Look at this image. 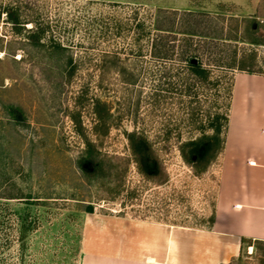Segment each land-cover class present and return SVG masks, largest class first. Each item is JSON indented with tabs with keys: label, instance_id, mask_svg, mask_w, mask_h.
Instances as JSON below:
<instances>
[{
	"label": "rangeland",
	"instance_id": "374dc122",
	"mask_svg": "<svg viewBox=\"0 0 264 264\" xmlns=\"http://www.w3.org/2000/svg\"><path fill=\"white\" fill-rule=\"evenodd\" d=\"M185 12L210 34L194 39L207 77L180 57L183 35L158 30ZM161 33L176 45L166 57L154 55ZM262 40L264 0H0V264H80L107 218L209 229L223 118L248 73L237 65L264 76ZM131 133L152 143L163 177L139 172ZM215 136V157L185 159L184 144ZM87 142L97 177L79 165ZM229 264H264V245L245 242Z\"/></svg>",
	"mask_w": 264,
	"mask_h": 264
},
{
	"label": "crops",
	"instance_id": "0c3cea01",
	"mask_svg": "<svg viewBox=\"0 0 264 264\" xmlns=\"http://www.w3.org/2000/svg\"><path fill=\"white\" fill-rule=\"evenodd\" d=\"M214 217L209 229L107 218L80 264H229L243 239L264 241L262 75L234 78Z\"/></svg>",
	"mask_w": 264,
	"mask_h": 264
},
{
	"label": "trees",
	"instance_id": "16d2710c",
	"mask_svg": "<svg viewBox=\"0 0 264 264\" xmlns=\"http://www.w3.org/2000/svg\"><path fill=\"white\" fill-rule=\"evenodd\" d=\"M177 15L178 14L176 13H172L169 17V21L166 22V24L165 22L161 25L158 24V30L162 32H171L177 35H183L184 38L180 40L182 44L179 45L180 50L178 51L180 57L186 59L185 61L187 62L188 69H190V71H192L195 75H198L200 77H207L209 74V70L205 66H203L198 58L199 48L195 46L194 39L197 36H203L204 38L210 37V34H203L197 30V26H199L200 24V21L198 20V14L185 12L184 14L179 16V20H177ZM253 31H258L257 25L253 26ZM165 35L166 34L161 33V36L154 43L155 56L160 57L162 55L163 57H166L168 52L170 51V48L173 51H176L175 43L171 46H168L167 42L164 41L166 39ZM172 38L177 40L176 35H173ZM220 39L228 40L227 38ZM252 43L264 45V40ZM237 68L243 71H247L250 74L260 75L255 71L246 70L240 67L239 64L237 65ZM229 107L227 116L223 118L225 120L226 126L229 122ZM217 119L219 120L220 117H218ZM221 128L222 125L217 124L215 128L217 134L221 132ZM205 139H207V137L192 140L184 144L181 150L185 159L193 164H198L203 159V157H206L207 153H211V157H215V151L219 150H215V145L217 146L219 142L217 136L210 138L207 143L205 142ZM128 140L134 162L136 163L137 168L143 175V177L147 180H155L163 177L165 174L164 166L155 157L152 143L148 140V138L141 134L131 133L128 135ZM101 157V153L99 152L95 144L87 142L85 156L83 157L79 165L88 177H97L101 175L103 170V160ZM94 210V205L89 204L86 212L94 213ZM210 222L211 228L215 223L214 216L211 218ZM245 242H248V245L250 247H253L254 250H258L262 245H264V241L262 240L243 239L242 243L244 244Z\"/></svg>",
	"mask_w": 264,
	"mask_h": 264
},
{
	"label": "bare ground",
	"instance_id": "6f19581e",
	"mask_svg": "<svg viewBox=\"0 0 264 264\" xmlns=\"http://www.w3.org/2000/svg\"><path fill=\"white\" fill-rule=\"evenodd\" d=\"M252 249V248H251Z\"/></svg>",
	"mask_w": 264,
	"mask_h": 264
}]
</instances>
